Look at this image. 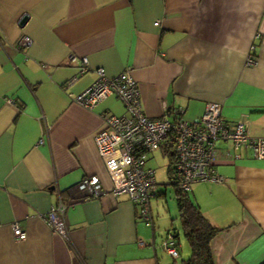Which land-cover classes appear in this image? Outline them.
Listing matches in <instances>:
<instances>
[{
	"label": "crops",
	"instance_id": "obj_1",
	"mask_svg": "<svg viewBox=\"0 0 264 264\" xmlns=\"http://www.w3.org/2000/svg\"><path fill=\"white\" fill-rule=\"evenodd\" d=\"M0 26V264H183L191 253L184 232L175 258L127 194L70 206L74 246L44 220L84 176L112 186L95 134L102 114H124V103L110 94L88 108L73 96L97 79L99 66L108 74L130 68L149 117L181 107L194 120L219 101L231 123L244 120L251 135L264 136V0H0ZM24 34L33 42L18 48ZM84 56L91 68L81 73ZM218 147L224 180L191 189L222 227L212 240L215 263L261 264L264 157L231 141Z\"/></svg>",
	"mask_w": 264,
	"mask_h": 264
},
{
	"label": "built area",
	"instance_id": "obj_2",
	"mask_svg": "<svg viewBox=\"0 0 264 264\" xmlns=\"http://www.w3.org/2000/svg\"><path fill=\"white\" fill-rule=\"evenodd\" d=\"M2 31L0 26V33ZM32 42V37L24 34L15 45L25 48ZM71 59H76V55L73 54ZM256 62V57L250 55L248 63ZM90 68L88 57H82L80 72L85 73ZM96 71L97 79L88 89L74 95L73 99L85 107L93 108L108 95L114 94L122 100L126 112H104L103 126L95 134L99 153L111 179V188L104 189L98 175H86L77 185L80 192L78 200L65 201L60 194L58 202L42 215L55 233L69 241L71 235L66 218L67 209L79 200L98 198L107 192L115 196L127 194L137 205L138 216L154 228L151 201L156 196L158 182L155 168L148 165V157L161 147L167 137L174 142L177 155L175 180L183 191H190L196 182L224 180L216 168L219 141H231L236 150L249 147L255 157H264V136L251 135L244 120L231 123L223 115L221 102H208L203 115L194 120L186 119L181 107L169 109L162 117L155 119L143 110L139 84L130 68L117 74H108L103 66H99ZM226 154L231 155L230 151ZM13 227L16 237H27V231L18 222H14ZM163 245L175 258L180 256L178 242L172 231H168Z\"/></svg>",
	"mask_w": 264,
	"mask_h": 264
},
{
	"label": "trees",
	"instance_id": "obj_3",
	"mask_svg": "<svg viewBox=\"0 0 264 264\" xmlns=\"http://www.w3.org/2000/svg\"><path fill=\"white\" fill-rule=\"evenodd\" d=\"M253 56L255 55L253 54ZM161 146L164 148V153L169 156L170 162L168 166V175L172 180V183L177 187L176 198L179 217L182 223L184 236L191 247V253L183 260V264H216L212 240L222 230V227L215 224L205 215L199 203H197L191 196V190L183 191L179 188L175 180L177 155L174 150L173 140L167 137ZM77 185L76 188H71L70 192H73V190L76 192L75 194H70V200H78L80 198V192L77 189ZM62 194H64V192H62ZM173 233L174 237L177 239L179 235L178 232L173 231ZM71 245L74 246L72 241ZM261 264H264V261Z\"/></svg>",
	"mask_w": 264,
	"mask_h": 264
},
{
	"label": "rangeland",
	"instance_id": "obj_4",
	"mask_svg": "<svg viewBox=\"0 0 264 264\" xmlns=\"http://www.w3.org/2000/svg\"><path fill=\"white\" fill-rule=\"evenodd\" d=\"M164 148L153 151L149 155L148 165L156 169L158 188L152 198V209L159 234L167 236L168 231L183 233L177 205V187L168 175L169 156L164 153ZM193 197V191H190ZM165 226V227H164Z\"/></svg>",
	"mask_w": 264,
	"mask_h": 264
},
{
	"label": "water",
	"instance_id": "obj_5",
	"mask_svg": "<svg viewBox=\"0 0 264 264\" xmlns=\"http://www.w3.org/2000/svg\"><path fill=\"white\" fill-rule=\"evenodd\" d=\"M28 17H29V14H28V13L24 14V15L22 16V18L20 19V25L23 26V25L26 23Z\"/></svg>",
	"mask_w": 264,
	"mask_h": 264
}]
</instances>
